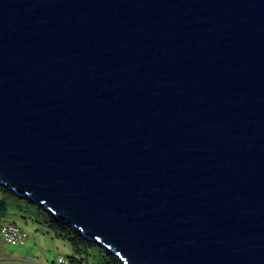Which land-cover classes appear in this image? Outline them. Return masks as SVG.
<instances>
[{"label":"water","instance_id":"1","mask_svg":"<svg viewBox=\"0 0 264 264\" xmlns=\"http://www.w3.org/2000/svg\"><path fill=\"white\" fill-rule=\"evenodd\" d=\"M0 184L123 264H264V0H0Z\"/></svg>","mask_w":264,"mask_h":264},{"label":"crops","instance_id":"2","mask_svg":"<svg viewBox=\"0 0 264 264\" xmlns=\"http://www.w3.org/2000/svg\"><path fill=\"white\" fill-rule=\"evenodd\" d=\"M13 219L7 223L18 224L16 217ZM20 219L24 224L21 227L29 233V238L24 245H12L0 240V264H54L60 255L69 259L65 245L59 243L64 239L57 237L46 223L31 217L22 216Z\"/></svg>","mask_w":264,"mask_h":264},{"label":"rangeland","instance_id":"3","mask_svg":"<svg viewBox=\"0 0 264 264\" xmlns=\"http://www.w3.org/2000/svg\"><path fill=\"white\" fill-rule=\"evenodd\" d=\"M0 199L6 200L7 212L1 217L2 222H12L14 217L20 226L24 227L20 217H31L35 220L43 221L47 214L41 211L36 205L29 204V201L17 197L10 193L0 192ZM61 245H65V250L69 256L75 255V248L67 240H59ZM79 262H68V264H115L114 260L108 255L107 251L99 246L82 247L79 255ZM53 258V256L51 257Z\"/></svg>","mask_w":264,"mask_h":264},{"label":"trees","instance_id":"4","mask_svg":"<svg viewBox=\"0 0 264 264\" xmlns=\"http://www.w3.org/2000/svg\"><path fill=\"white\" fill-rule=\"evenodd\" d=\"M0 192L3 193H10L13 194L17 197L13 191L7 189L4 185L0 184ZM24 198L29 201V204L36 205L41 211L45 212L47 214V217H45V220H43L44 223L47 224V226L51 229V231L59 238L67 240L71 243V245L75 248V255L70 256L68 261L70 262H79V258L77 255H79L82 251V247H88V246H99L103 248L104 250L107 251L108 255L114 260L115 264H123L119 258L113 254H111L107 248L101 246L94 240H89L86 237H84L79 230H77L75 227L68 225L67 223L60 221L56 219L53 214L44 209L41 205H38L34 201L25 198V197H20ZM7 204L6 200L0 199V219L5 215L7 212Z\"/></svg>","mask_w":264,"mask_h":264},{"label":"built area","instance_id":"5","mask_svg":"<svg viewBox=\"0 0 264 264\" xmlns=\"http://www.w3.org/2000/svg\"><path fill=\"white\" fill-rule=\"evenodd\" d=\"M29 233L16 223L0 222V240L12 245H24ZM68 258L60 255L54 264H68Z\"/></svg>","mask_w":264,"mask_h":264}]
</instances>
